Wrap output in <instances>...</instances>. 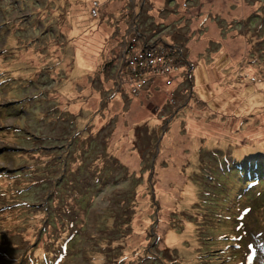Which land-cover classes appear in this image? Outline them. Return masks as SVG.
Segmentation results:
<instances>
[{"label":"rangeland","instance_id":"obj_1","mask_svg":"<svg viewBox=\"0 0 264 264\" xmlns=\"http://www.w3.org/2000/svg\"><path fill=\"white\" fill-rule=\"evenodd\" d=\"M146 7L0 0V264H264V0ZM134 20L181 58L137 94Z\"/></svg>","mask_w":264,"mask_h":264},{"label":"built area","instance_id":"obj_2","mask_svg":"<svg viewBox=\"0 0 264 264\" xmlns=\"http://www.w3.org/2000/svg\"><path fill=\"white\" fill-rule=\"evenodd\" d=\"M91 14L93 17L99 15V3L96 1L91 4ZM133 41H137L136 38H133ZM156 44L158 43L145 45L139 53L127 57L128 64L132 68L130 79L132 85L131 91L133 94H137L145 85L151 83V81L155 82V77L153 76L150 78L147 76L148 73L155 76H169L178 68V64L181 63L174 54H165L155 49ZM170 48L176 51L175 47ZM188 73L189 72H187V76ZM166 83L169 84L170 81L167 80Z\"/></svg>","mask_w":264,"mask_h":264},{"label":"trees","instance_id":"obj_3","mask_svg":"<svg viewBox=\"0 0 264 264\" xmlns=\"http://www.w3.org/2000/svg\"><path fill=\"white\" fill-rule=\"evenodd\" d=\"M171 52H169V54H170ZM172 54V53H171ZM178 59V58H177ZM181 59V58H180ZM179 59V60H180ZM126 64V63H125ZM110 65H113V64H110V62L109 61H106L105 63H104V66H106V67H109ZM193 67V66H192ZM100 71L102 72L103 70L102 69H100ZM262 132H264V131H262ZM260 133L259 132V130H255L254 132H252L251 133V131H247V132H243L244 134H245V136H243V138H242V140L245 142V140H247V141H254L255 142V140L257 141V143H258V145L260 146V148H264V145H263V143H264V133ZM164 138V134H163V136H162V139ZM261 145H263V146H261ZM78 153V152H77ZM77 156L75 157V159H73V157H72V159H71V162H77L78 164H79V156H80V154L78 153V154H76ZM80 165V164H79ZM244 166V167H243ZM242 167L243 168H241V171H244V173L241 175L242 176V178L243 179H245L246 181H248L249 183H252V184H254V182H256V181H259L260 179H263V177H264V163H257V164H251V165H249L248 163H243L242 164ZM42 175V174H41ZM32 183H35V181L34 182H32ZM68 184V182L66 183V186L64 187V188H62V189H59V190H57V191H55V197H59L58 198V201L57 202H59V203H61L62 201H61V199L64 197V199H66V197L68 196V194H65V195H63V192H65V191H68L69 190V185H67ZM255 185V184H254ZM81 190V188L80 189H78V190H74V193H75V197H78V195H79V191ZM154 196H155V199L157 198V195H155L154 194ZM73 201H74V199H73ZM75 203V202H74ZM76 206H78V205H75L74 204V208L76 209ZM68 208V207H67ZM62 210V209H61ZM56 213V212H55ZM62 221H65V220H62ZM33 250V246H30L29 248H27V253H26V256L25 257H23V259H27V258H30V260H31V251ZM29 261V260H28Z\"/></svg>","mask_w":264,"mask_h":264},{"label":"crops","instance_id":"obj_4","mask_svg":"<svg viewBox=\"0 0 264 264\" xmlns=\"http://www.w3.org/2000/svg\"><path fill=\"white\" fill-rule=\"evenodd\" d=\"M147 1L148 0H140V10H139L138 13H135L134 12V15L135 16H139V14L142 13V10L144 9V7H146ZM147 7H149V6H147ZM147 7H146V10H147ZM130 31L133 32L132 35H133L134 38L138 39V37H140V38L143 39V41L141 42L142 43V46L151 45L153 43H162V44H166L168 47H175L176 49H178L177 46H173L171 43L170 44H167V43L163 42L162 41V36L163 35H159V36H157V37H155V38L152 39L146 32L141 31L139 29L138 23H136L135 20H134V22H131ZM122 60H124V59H122Z\"/></svg>","mask_w":264,"mask_h":264},{"label":"bare ground","instance_id":"obj_5","mask_svg":"<svg viewBox=\"0 0 264 264\" xmlns=\"http://www.w3.org/2000/svg\"><path fill=\"white\" fill-rule=\"evenodd\" d=\"M134 38V37H133ZM245 78V77H244ZM247 79V78H246ZM254 79V78H253Z\"/></svg>","mask_w":264,"mask_h":264},{"label":"water","instance_id":"obj_6","mask_svg":"<svg viewBox=\"0 0 264 264\" xmlns=\"http://www.w3.org/2000/svg\"><path fill=\"white\" fill-rule=\"evenodd\" d=\"M166 45V44H165Z\"/></svg>","mask_w":264,"mask_h":264}]
</instances>
